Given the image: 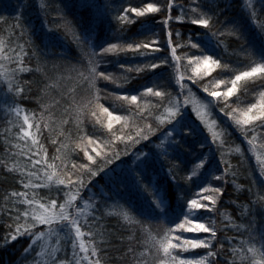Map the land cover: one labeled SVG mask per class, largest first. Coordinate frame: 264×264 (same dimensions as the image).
<instances>
[{"label": "snow or ice", "instance_id": "snow-or-ice-1", "mask_svg": "<svg viewBox=\"0 0 264 264\" xmlns=\"http://www.w3.org/2000/svg\"><path fill=\"white\" fill-rule=\"evenodd\" d=\"M0 97L11 264H264V0H0Z\"/></svg>", "mask_w": 264, "mask_h": 264}, {"label": "trees", "instance_id": "trees-1", "mask_svg": "<svg viewBox=\"0 0 264 264\" xmlns=\"http://www.w3.org/2000/svg\"><path fill=\"white\" fill-rule=\"evenodd\" d=\"M13 3L16 2V0H12ZM79 0H72V3L78 4ZM134 3L138 2V0H133ZM73 11H78L79 14L81 16L87 17L89 15L87 10L84 9H77L74 8ZM31 20L32 23L38 28L40 21H38L35 17V15H31ZM53 52L59 54V53H63V55L70 61H72V63H75V58L79 56V52L76 50L75 46L72 45L70 42H61V44L56 47L55 49H52ZM229 52L232 51L231 48H229L228 50ZM214 75V73H213ZM241 99L243 100L244 98L241 97ZM3 102V97H0V103ZM26 107H33V104L31 101H25L24 102ZM49 151L51 153V151H53V149L51 148V146L49 145ZM235 163V160L233 161ZM12 185V179L11 177H8L7 180L5 179L4 175L0 174V191H2L5 188H10ZM229 211H231V208H229ZM22 246H26L24 244L21 245H17V249L16 251L9 249L8 251H0V264H11V262L13 260H17V258L20 255V251L19 249L22 248Z\"/></svg>", "mask_w": 264, "mask_h": 264}]
</instances>
